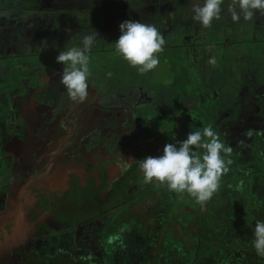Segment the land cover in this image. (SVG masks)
<instances>
[{
    "label": "flooded vegetation",
    "instance_id": "flooded-vegetation-1",
    "mask_svg": "<svg viewBox=\"0 0 264 264\" xmlns=\"http://www.w3.org/2000/svg\"><path fill=\"white\" fill-rule=\"evenodd\" d=\"M170 2L0 0V264H234V244L225 261L203 248L205 222L232 238L222 214L234 192L246 181L264 190V39L246 42L243 17L204 27L186 23L180 7L169 19ZM125 20L152 24L165 40L143 75L112 46ZM92 31L88 96L76 103L55 57ZM208 125L231 151L203 208L144 183L135 161Z\"/></svg>",
    "mask_w": 264,
    "mask_h": 264
},
{
    "label": "clouds",
    "instance_id": "clouds-1",
    "mask_svg": "<svg viewBox=\"0 0 264 264\" xmlns=\"http://www.w3.org/2000/svg\"><path fill=\"white\" fill-rule=\"evenodd\" d=\"M222 0H203L192 6L193 20L207 27L213 19H219ZM239 8L245 20L253 15L251 9L264 10V0H239ZM235 22L240 15L230 7ZM120 35L113 48L127 63L143 75L159 64L158 53L163 51L164 38L152 24L125 20L119 24ZM97 38L95 31L82 37L80 45L58 52L57 63L64 67L60 84L68 98L76 103L88 96L89 52ZM209 60V63H214ZM111 75V73H109ZM231 149L220 139L211 125L191 130L185 139L165 144L159 156H147L135 161L143 173L144 183L158 182L177 194L187 193L203 208L219 187V179L228 171L221 153ZM237 185V189H239ZM123 230V229H122ZM252 247L257 256L264 258V221L256 220L252 226Z\"/></svg>",
    "mask_w": 264,
    "mask_h": 264
},
{
    "label": "trees",
    "instance_id": "trees-1",
    "mask_svg": "<svg viewBox=\"0 0 264 264\" xmlns=\"http://www.w3.org/2000/svg\"><path fill=\"white\" fill-rule=\"evenodd\" d=\"M176 2H170L166 6H169L172 10L173 7L177 4V9L175 15L173 16V20L178 19L180 15V7L182 8V14L184 16V21L186 23L189 22H197L193 20V11L192 6L196 3H202L203 0H176ZM161 6V5H159ZM232 7L241 17V10L239 8V0H222L220 5V15L219 18H223L225 16H229L228 22H234L231 18V12L229 8ZM253 15L250 19L246 20V42L249 37L256 38L260 43L261 39H264V10L251 9ZM173 13V12H172ZM242 13V12H241ZM168 19H164V17L160 18V21L167 22ZM235 22H239L240 24H244V21L241 19ZM254 33V36L251 34ZM249 42V41H248ZM259 158L260 157H256ZM247 180V176H246ZM259 188H256V185L253 184L252 188H249L246 181V192L242 190H236L235 193V205L233 206V210L230 211L228 216L222 214V218L229 222V224L233 223V226H230L234 230V235L232 238H226V230L227 228H222L219 226L220 230L218 234H213L212 231H215V225L210 220L205 222V236L206 241L201 240L203 244V248H210L214 246L219 249L218 256L221 257L222 260L229 259L232 255L229 253V249L231 245L234 244L235 254H234V264H246V255L241 252V249L244 247L248 248L251 251V260H254L257 257L255 249L252 247V226L254 225L256 220L264 221V190L261 188L259 184ZM246 199V205L243 206L242 201ZM239 201V202H238ZM214 208V207H213ZM224 211H226V206H224ZM221 214V213H220ZM234 214V217L232 215ZM224 224L226 225L225 221ZM221 235V237H220ZM211 237V238H210ZM225 248L223 251L221 248ZM222 250V251H221ZM210 261L204 259L203 264H209Z\"/></svg>",
    "mask_w": 264,
    "mask_h": 264
},
{
    "label": "water",
    "instance_id": "water-1",
    "mask_svg": "<svg viewBox=\"0 0 264 264\" xmlns=\"http://www.w3.org/2000/svg\"><path fill=\"white\" fill-rule=\"evenodd\" d=\"M1 220L2 219L0 218V248L2 247V240H5V237H6V234L3 228V222Z\"/></svg>",
    "mask_w": 264,
    "mask_h": 264
}]
</instances>
